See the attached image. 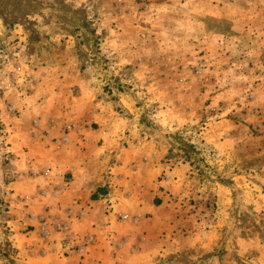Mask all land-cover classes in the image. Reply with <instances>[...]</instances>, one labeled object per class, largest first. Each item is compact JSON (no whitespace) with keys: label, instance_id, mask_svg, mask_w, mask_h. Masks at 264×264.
Returning a JSON list of instances; mask_svg holds the SVG:
<instances>
[{"label":"rangeland","instance_id":"rangeland-1","mask_svg":"<svg viewBox=\"0 0 264 264\" xmlns=\"http://www.w3.org/2000/svg\"><path fill=\"white\" fill-rule=\"evenodd\" d=\"M67 72L71 99L130 120L165 186L98 253L43 216L76 253L50 264H264V0H0V135Z\"/></svg>","mask_w":264,"mask_h":264},{"label":"crops","instance_id":"crops-1","mask_svg":"<svg viewBox=\"0 0 264 264\" xmlns=\"http://www.w3.org/2000/svg\"><path fill=\"white\" fill-rule=\"evenodd\" d=\"M70 77L68 72L60 75L58 90H34L20 101L19 118L2 117L0 251L25 263L50 264L76 255H65L66 234L41 237L43 216L54 224L69 223L81 235H95L101 242L93 248L98 253L109 244L104 234L131 227L120 220L121 214L142 220L148 212L157 213L153 200L165 186L158 179L160 168L149 169L143 162L144 147L137 149L132 136L125 144L122 131L130 120L118 117L103 101L71 99L72 87L65 82ZM120 119L126 127L121 128ZM68 126L73 129L66 133ZM136 166L148 174L141 176Z\"/></svg>","mask_w":264,"mask_h":264},{"label":"built area","instance_id":"built-area-1","mask_svg":"<svg viewBox=\"0 0 264 264\" xmlns=\"http://www.w3.org/2000/svg\"><path fill=\"white\" fill-rule=\"evenodd\" d=\"M35 169H32L31 170V173H35ZM44 173H45V175H47L48 173H49V171L47 170V171H44ZM40 223H42V224H40V228H41V231L39 232L40 233V235H41V237H44V238H47L48 236H49V233L51 232L50 231V229H49V227H48V225L46 226V221H45V218H41V220H40ZM49 226H50V223H49ZM54 229L56 230V231H58V232H65V231H68L69 230V227H67V226H65V225H61V224H54ZM93 241V238H90L89 239V243H91ZM81 248L82 249H79V252L80 253H85L86 251H87V249H86V246L84 245H82L81 246Z\"/></svg>","mask_w":264,"mask_h":264}]
</instances>
